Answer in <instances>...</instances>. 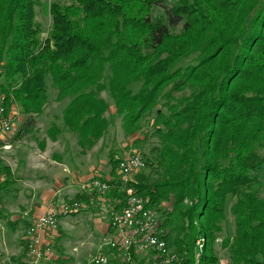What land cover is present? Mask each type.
<instances>
[{"label":"trees","instance_id":"16d2710c","mask_svg":"<svg viewBox=\"0 0 264 264\" xmlns=\"http://www.w3.org/2000/svg\"><path fill=\"white\" fill-rule=\"evenodd\" d=\"M41 4L0 0V91L8 111L18 103L24 114L40 113L50 80L58 98H70L64 126L90 147L110 126L103 91L128 132L162 101L154 117L160 143L145 158L160 177L143 169L125 181L111 153L113 175L105 179L116 187L108 195L121 198L134 186L149 206L171 201L164 236L179 264L194 263L201 235L200 264L218 263L215 245L232 197L235 231L222 240L230 264H264V0H56L44 38ZM134 83H141L136 92ZM0 176L12 182L1 159Z\"/></svg>","mask_w":264,"mask_h":264},{"label":"rangeland","instance_id":"374dc122","mask_svg":"<svg viewBox=\"0 0 264 264\" xmlns=\"http://www.w3.org/2000/svg\"><path fill=\"white\" fill-rule=\"evenodd\" d=\"M41 1H42V4L40 6H37V16L36 17H37V21L39 22L43 30L41 37L44 38L49 34L50 29L52 27V16L49 11V6L51 2L56 1V0H41ZM59 1L63 3H69L72 0H59ZM159 10L162 11V9H159ZM190 60L191 58L186 59L184 63H188L190 62ZM140 85L141 83H134L132 85V89L136 92L140 88ZM49 86H50L49 93H51V96L53 98H56L58 101H62L64 103V104L62 103L63 107L65 106L66 108L67 107L66 104L68 102V99L70 101V98H58L57 91L51 86L50 80H49ZM102 96L110 103V109L106 112V116L110 120V126L107 132L105 133V135H103L93 146L89 147L88 145L84 146L83 144H81L79 142V135L76 132L70 130L67 126H64V120H63V128L66 129L67 131L72 132L74 135L78 137V144L81 147L82 153L91 154L93 158L97 159L98 161L100 160V158L104 160V162H101L98 164V167L102 170V172L105 171L104 175L103 176L97 175V176L101 178L111 179L113 175L112 165L110 164V154L111 153H114L116 159L117 158L122 159L124 157H127L129 153L131 152H140L141 154L144 155L145 158L151 156L150 154L151 148L158 145L161 139L157 135V131L155 127L156 125L154 124L155 122L154 117L156 113L155 111H162L165 108L162 106V101H161L160 103L157 104V107L154 109V111L151 114L141 119L140 126L137 130L128 132L127 129H125V126L123 124L124 121L122 119V116L118 115V113L116 112V106L114 104V100L112 96L110 95L109 90L103 91ZM6 101L7 99L4 102L5 103L4 105L6 107V113L12 116L11 111L13 110L14 106L16 107L17 111L22 112V109L20 105H18V103H14V105L11 107V110L8 111L7 106H6ZM61 112H62V109L60 108V113ZM62 118H63V113H62ZM12 119H13V116H12ZM13 124H14V119H13ZM13 129L14 127L12 128V131L10 133L5 135L3 138H0V141H2L0 144V159L2 160L4 164H7V165H10L11 163L18 161V159L21 156L20 148H17L14 145L12 146L8 145L7 147H4L5 142H9L14 139L16 130L13 131ZM94 147H96L97 149L91 151V149H93ZM58 151H59V148H56L55 152L60 153ZM53 159L59 160L61 159V157L58 156L57 154L55 158ZM145 172L149 173L153 179H158L160 177L158 173H154L152 171V167L148 164H147V167L145 168ZM118 173L119 171L117 168L116 175ZM138 173L139 172L135 173L133 175V178L130 179L129 181L134 180V177L138 175ZM259 176L261 180L260 191H261V194L263 195L264 194V166L259 171ZM90 182L80 186L79 188L80 191L75 196H72V197L65 196L64 198H62L63 196L61 198L59 197V199H64L65 201L66 200L67 201L80 200L82 202L83 206L77 212H74L71 215H75V214L82 213V212L83 214H85L86 212H88V210H93V208L101 209V207L106 204H110L109 205L110 208L115 207L114 203H116L117 207H122L124 202L126 203L131 193L138 195L137 193L134 192L135 189L132 188L134 186H132L131 188H128L127 195L124 194V196L121 198L118 196L111 197L108 195L109 191L113 188L109 189L102 195H99L98 193H96L95 190H93L90 187V184H91ZM119 190L126 191V189H123V188H120ZM17 191L18 190H16V181H15L14 176L12 178V182H6V183L4 181V178L0 176V247L4 246L5 250L8 253L7 256L6 255L0 256V264H21L20 261H23L25 264H34L33 262H31V260L34 261V259H32L27 254L26 239L23 240V235L25 237V235L27 234L26 228L28 227L30 222L25 221L23 218H18V220L14 221L12 212H10V210L7 209L6 207L7 205L10 204L11 206L14 207V209H18L19 211V208H17V206H20L23 203L25 205H29L27 204L28 202H30L29 200L28 202L26 201L21 202L17 200L19 199L17 194H15ZM234 201L235 199L232 197L229 198L228 200L227 208H226L227 218H226L225 226H224L225 229L222 233L221 238L218 239L219 242L217 241L215 245L216 252L219 258V261L217 264H230L231 262L229 258L228 249L222 245V240L224 239L225 236L233 235L235 231V219L230 211L231 206L234 203ZM170 203L171 201L162 202L160 205L162 206L161 208L160 206H158V204L157 206L155 205L149 206V201L147 200V205L149 207L155 208L159 213L161 227L163 229L164 235H165V232H167L164 222L167 219V217L169 220L172 219L171 218L172 216L171 217L169 216V211L172 210L173 205H171ZM186 203L191 204V201L187 200ZM165 210H167L168 212L165 213L166 212ZM104 216L103 218L105 219L102 221L104 222L106 221L108 223L110 220V215L107 213ZM7 220H9L10 222H15V225L13 224L16 227L15 230L10 227ZM61 220L59 222V229L56 232V235L52 236V240L54 241L52 242V244L55 243L54 251H53L54 258H50V259L40 261L37 263L84 264V263L89 262L91 258L93 256H96L97 254H105L111 257L112 255H114L115 251H116V254L118 253V250L111 249V247L109 246L110 245L109 241L111 240V237H113L114 235V231L112 230V228L109 227V223L107 224V229L103 231L99 229V227H96L94 223L91 222L92 221L91 215H89V217L87 215H82V216L78 215L77 218L73 219L75 220L73 223L74 226L67 225V224L62 225ZM169 225L170 224H167V227H168L167 229L171 228ZM61 229L63 232L61 231ZM58 235L60 236L58 237V239H56ZM164 238L166 239L165 236ZM20 241L24 242V247L22 248L21 252H20V246H21ZM167 242L169 243L168 240ZM196 242L197 241H195V246H197ZM169 248L171 249V251H174L172 247H170V244H169ZM205 249H206V246L204 247V251ZM25 257L28 259V261L26 260L24 261ZM135 258L136 259L139 258L140 260H142L141 261L142 263L148 261V259L149 261L153 260L152 257L147 256V259L144 261L143 253H140V256L135 254ZM201 259L202 257L199 260L201 261ZM178 262H179V259H176L175 262H172L170 264H179ZM196 263H197V256L195 254L193 264H196Z\"/></svg>","mask_w":264,"mask_h":264},{"label":"crops","instance_id":"0c3cea01","mask_svg":"<svg viewBox=\"0 0 264 264\" xmlns=\"http://www.w3.org/2000/svg\"><path fill=\"white\" fill-rule=\"evenodd\" d=\"M62 103L49 93V100L40 113L24 114L17 111L15 106L11 111L14 119L13 131L16 130V134L12 141L5 142L4 145H14L20 148V158L10 164L16 181V190H18L15 194L19 197L17 200L21 202L30 201L27 203L29 205L23 203L17 206L19 211L10 204L6 206L12 212L14 221L23 218L32 223L46 210L52 198L75 196L80 191V186L89 183L97 175H104L105 171L102 172L98 167V164L104 160L100 158L98 161L91 154L82 153L78 137L63 128L62 113L65 106L63 107ZM60 108L62 109L61 113ZM56 148H59L58 152L60 153L55 152ZM96 149L94 147L91 151ZM57 154L61 159H53ZM78 215H87L88 217L91 215V222L96 227L103 231L107 229L108 223L102 221L106 214L98 208L88 210L85 214L82 212L64 217L61 224L74 226L75 220L73 219ZM50 238L47 235V240ZM23 240H25L24 235ZM20 243L21 252L24 242L20 241ZM0 251L4 253V256L8 255L4 246L0 247ZM25 260L28 261L26 257Z\"/></svg>","mask_w":264,"mask_h":264},{"label":"built area","instance_id":"2783aa9c","mask_svg":"<svg viewBox=\"0 0 264 264\" xmlns=\"http://www.w3.org/2000/svg\"><path fill=\"white\" fill-rule=\"evenodd\" d=\"M6 95L0 92V138L10 133L13 128L12 116L6 113ZM8 145H4L7 147ZM147 167V161L140 152H131L127 157L120 159L118 171L125 181L133 178V175ZM90 187L99 195H102L116 184H111L109 179L95 177L90 182ZM127 185L122 186L127 189ZM131 192V191H129ZM109 207L106 204L101 211L110 215L109 227L114 231L109 241L111 249L118 250L111 257L105 254H97L84 264H170L179 259L178 254L171 251L164 232L161 227L159 213L155 208L147 205V200L141 196L131 193L122 207ZM147 205V206H146ZM83 206L80 200L65 201L64 199L53 198L50 200L45 212L37 217L27 228L25 235L27 254L34 259L33 263L54 258V242L52 236L56 235L59 229L61 218L77 212ZM113 234V232H112ZM47 235L51 238L47 240ZM195 254L197 263L204 253L207 239L203 235L196 240ZM144 254V261L147 256L152 261L141 262L135 258V254Z\"/></svg>","mask_w":264,"mask_h":264}]
</instances>
